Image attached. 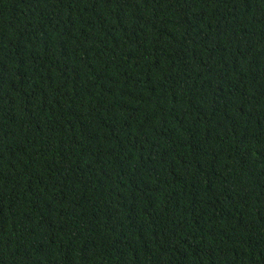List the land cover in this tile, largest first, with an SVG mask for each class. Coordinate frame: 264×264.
Here are the masks:
<instances>
[{
	"label": "trees",
	"instance_id": "obj_1",
	"mask_svg": "<svg viewBox=\"0 0 264 264\" xmlns=\"http://www.w3.org/2000/svg\"><path fill=\"white\" fill-rule=\"evenodd\" d=\"M0 264H264V0H0Z\"/></svg>",
	"mask_w": 264,
	"mask_h": 264
}]
</instances>
